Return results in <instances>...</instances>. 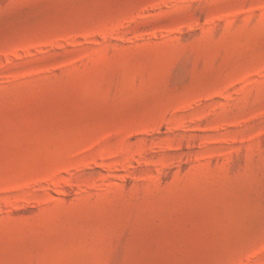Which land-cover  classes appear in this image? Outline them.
<instances>
[{
  "label": "rangeland",
  "instance_id": "rangeland-1",
  "mask_svg": "<svg viewBox=\"0 0 264 264\" xmlns=\"http://www.w3.org/2000/svg\"><path fill=\"white\" fill-rule=\"evenodd\" d=\"M0 264H264V0H0Z\"/></svg>",
  "mask_w": 264,
  "mask_h": 264
}]
</instances>
